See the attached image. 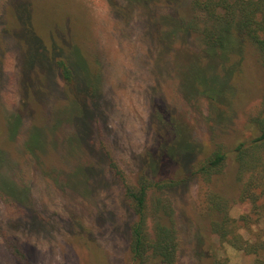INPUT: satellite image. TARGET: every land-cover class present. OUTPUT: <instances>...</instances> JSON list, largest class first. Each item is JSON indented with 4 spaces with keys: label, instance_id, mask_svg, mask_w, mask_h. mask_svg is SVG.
<instances>
[{
    "label": "rangeland",
    "instance_id": "374dc122",
    "mask_svg": "<svg viewBox=\"0 0 264 264\" xmlns=\"http://www.w3.org/2000/svg\"><path fill=\"white\" fill-rule=\"evenodd\" d=\"M188 2L0 0V264H130L135 216L109 156L137 184L161 173L169 148L184 152L164 170L174 176L178 162L184 173L169 189L181 235L176 264H211L217 252L252 264L212 234L191 164L219 147L234 155L251 137L264 69L239 33L223 60L176 30L173 16ZM43 47L48 58L35 64ZM59 55L81 79L78 100ZM233 172L230 162L218 185L237 198ZM245 209L235 203L231 215Z\"/></svg>",
    "mask_w": 264,
    "mask_h": 264
},
{
    "label": "trees",
    "instance_id": "16d2710c",
    "mask_svg": "<svg viewBox=\"0 0 264 264\" xmlns=\"http://www.w3.org/2000/svg\"><path fill=\"white\" fill-rule=\"evenodd\" d=\"M142 1L146 4L151 2ZM20 7L23 10L25 28L28 23L26 6L22 4ZM173 17L179 22L176 30L195 35L204 52L212 58L220 56L223 60L228 59L234 34L239 33L245 42L254 47L264 69V0H189ZM42 53L43 58L35 64L41 65L48 58V51L44 47ZM26 60V70L29 71L32 63ZM56 64L67 88H73L77 92L78 98L74 99L78 100L82 83L74 66L61 55ZM78 65L81 70L88 72L84 60ZM199 79L201 78L197 80ZM200 84L204 85L206 82L203 80ZM250 127L251 137L234 147V155L219 147L198 163L193 166L191 164V167L201 185L203 214L208 218L211 232L221 246L234 247L252 258V264H264V92L258 109L250 117ZM188 151L186 149L185 153ZM167 153L168 161L164 167L160 164L161 173L156 178L141 176L137 184L131 183L119 162L109 156L111 171L121 181L125 197L135 216L130 227V264H176L178 261L181 235L175 203L169 189L184 181L177 178L181 177L183 171L181 166L178 167V162L174 176H168L164 170L167 169L166 164L173 163L176 153L181 159L184 152H174L169 148ZM230 162L234 171V183L239 188L237 198H230L226 190L218 185L220 177L230 168ZM235 203L246 205L238 218L231 215ZM10 247L16 256L27 263L26 254L18 244L11 243ZM211 264L238 263H232L229 256L217 252L214 253Z\"/></svg>",
    "mask_w": 264,
    "mask_h": 264
}]
</instances>
